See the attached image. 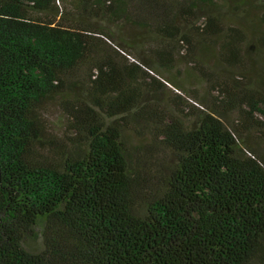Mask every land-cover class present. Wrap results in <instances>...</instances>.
Here are the masks:
<instances>
[{
	"label": "trees",
	"instance_id": "16d2710c",
	"mask_svg": "<svg viewBox=\"0 0 264 264\" xmlns=\"http://www.w3.org/2000/svg\"><path fill=\"white\" fill-rule=\"evenodd\" d=\"M252 261L264 0H0V264Z\"/></svg>",
	"mask_w": 264,
	"mask_h": 264
},
{
	"label": "rangeland",
	"instance_id": "374dc122",
	"mask_svg": "<svg viewBox=\"0 0 264 264\" xmlns=\"http://www.w3.org/2000/svg\"><path fill=\"white\" fill-rule=\"evenodd\" d=\"M46 117L48 120V127L51 131L57 134H63L67 132V122L63 118L61 111L54 105L45 106ZM126 135L129 137L131 143L134 144H145L148 142L149 135L145 129L140 130L139 132L128 131ZM250 264H261L257 261H252Z\"/></svg>",
	"mask_w": 264,
	"mask_h": 264
}]
</instances>
